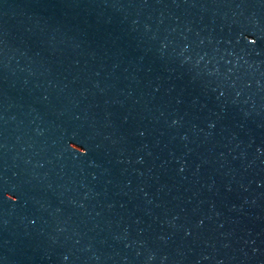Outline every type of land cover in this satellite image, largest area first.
Masks as SVG:
<instances>
[{
  "label": "water",
  "instance_id": "1",
  "mask_svg": "<svg viewBox=\"0 0 264 264\" xmlns=\"http://www.w3.org/2000/svg\"><path fill=\"white\" fill-rule=\"evenodd\" d=\"M0 264H264V0H0Z\"/></svg>",
  "mask_w": 264,
  "mask_h": 264
},
{
  "label": "clouds",
  "instance_id": "2",
  "mask_svg": "<svg viewBox=\"0 0 264 264\" xmlns=\"http://www.w3.org/2000/svg\"><path fill=\"white\" fill-rule=\"evenodd\" d=\"M14 199V198H13Z\"/></svg>",
  "mask_w": 264,
  "mask_h": 264
}]
</instances>
